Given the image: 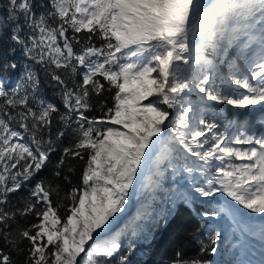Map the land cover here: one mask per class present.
I'll use <instances>...</instances> for the list:
<instances>
[{"label":"snow or ice","instance_id":"snow-or-ice-1","mask_svg":"<svg viewBox=\"0 0 264 264\" xmlns=\"http://www.w3.org/2000/svg\"><path fill=\"white\" fill-rule=\"evenodd\" d=\"M17 51L32 64H19ZM39 70L63 112L38 95ZM209 102L264 108V0H3L0 264H129L118 236L97 242L94 233L124 208L146 160V187L158 186L183 153L198 161L184 171L204 177L193 185L199 197L220 193L264 217V118L250 133L237 122L229 136L205 120ZM97 109L99 118L87 115ZM80 161V184L65 189ZM221 213L235 220L230 205L204 216ZM171 214L161 216L164 232ZM186 242L173 235L167 264H202Z\"/></svg>","mask_w":264,"mask_h":264},{"label":"trees","instance_id":"trees-1","mask_svg":"<svg viewBox=\"0 0 264 264\" xmlns=\"http://www.w3.org/2000/svg\"><path fill=\"white\" fill-rule=\"evenodd\" d=\"M0 7H3V0H0ZM96 43L99 44V41ZM16 58L17 62L22 66L24 64H32L19 51L16 53ZM35 67L39 69L38 65ZM20 71H23V67H21ZM18 76L19 73L5 81V85L9 88L14 86ZM39 79L42 83L38 95L48 102L56 104L63 112L61 100L56 94V90L48 83L42 70H39ZM110 103L111 101L109 100ZM87 115L99 118L101 114L97 109ZM204 118L208 123L217 125V132H225L227 135L229 124L223 115L210 111L205 113ZM11 127L17 131H22L15 123ZM53 131H55V124L53 125ZM69 142L68 138L64 139L63 143L58 146L57 153L52 154L53 160L57 158L59 150L68 146ZM208 146L206 145L205 147ZM173 163L179 171L168 170L165 173L164 177L160 179L158 186H156L155 192L149 193L148 198L144 201V211L136 213L129 222L121 227L116 235L118 236L122 253L129 255V264H167V260L172 253L171 240L173 235L178 232L191 240L190 243L186 242L185 244V250L189 258H197L201 260L202 264H230V261L234 259L229 245V240L232 236L231 229L224 223L217 222L218 217L215 219L205 218V212L211 213L218 210L219 206L213 199L214 197L202 198L193 191L194 184L202 186L205 183L204 177L200 176L198 171L193 172L191 175L184 171L185 167L193 165V162L184 156L175 159ZM83 166V161L77 163L76 172L71 176L70 185L67 182H62V186L65 189L69 186L80 184L79 176ZM51 167L52 165H49L48 168L44 169L41 176H50ZM214 174L215 169H212L209 175ZM24 194L26 195V190ZM217 195L221 198L224 197L220 193ZM53 200H56L55 196H53ZM169 210H171L172 214L168 219L169 221L175 220V223L172 224L167 232H164L162 231L164 225L161 216L168 213ZM63 211L61 209V214H63ZM30 220L31 218H29ZM21 223L23 224L24 222L22 221ZM216 232L220 234L219 239L215 245H212L209 237ZM204 246L207 247V250L201 252L200 248ZM213 246L216 248L215 253L211 251ZM219 252H222L223 255L219 254ZM95 259L93 258V260ZM89 264H92V262L90 261Z\"/></svg>","mask_w":264,"mask_h":264},{"label":"rangeland","instance_id":"rangeland-1","mask_svg":"<svg viewBox=\"0 0 264 264\" xmlns=\"http://www.w3.org/2000/svg\"><path fill=\"white\" fill-rule=\"evenodd\" d=\"M224 72H227V71L224 70ZM245 74L249 75L247 71H245ZM239 91H243V90L241 89ZM189 98L193 101V103H195L197 100V95L193 93L191 94ZM143 103H147V101H144ZM209 103L211 104L212 111H215L216 113L220 115L222 114L224 117H226L225 119L227 120V122L229 124L230 123L232 124V131L229 132L228 134L229 136H231L232 134L236 132L235 124L237 122L244 124L245 127L243 130L250 133L251 132L250 130L251 122L247 118V116L250 115L249 113L253 114L257 112L258 114L259 111H262V110L264 111V108H261V106L259 105L251 106L248 109H236L228 105L212 104L211 102ZM233 146L237 148L248 147V146H243V145H233ZM182 156H184L187 159H190L193 163L194 162L198 163L195 157H191L187 153H183ZM233 162L240 163L239 161H235V160ZM146 173L147 174L145 177L144 185L140 187L139 191L134 194L132 193V190L129 189V195H128L124 208L119 213H116L115 216L110 219V222L104 231L98 230L99 235L94 233V237L97 242L103 239H109L112 236H116L119 233L123 225L129 222V220L138 211L140 210L142 211V209L144 208L142 205L144 201L148 198L149 193H153L156 190L155 185L146 187V185L149 184L148 177L150 175V166L148 167V171ZM213 199L216 201L219 208L222 206H226V205H230L231 208L234 207L232 208V210H233V215L235 216V220L227 218L224 216L223 213H221L216 221L220 223L222 222L224 223V225L230 226L233 229L232 231L233 233H235L236 236H237V232H236L237 230L245 234V238L247 241L246 251L248 253V256H247V259H243L242 256H240V258H236L235 264H260V262L264 260V248L260 246L255 247L253 243L249 242V239L251 240L252 237H256L260 239L261 242H263L261 236L258 235V232L256 231L258 230V227L254 226L252 222L254 221V219H256V217H261V216L252 214L245 209H241L238 205L235 204V202L230 201L225 196L224 198H221L219 195H217ZM239 227L241 229H239ZM259 234H260V231H259ZM238 235H239V232H238ZM89 243L91 244L92 241H90ZM241 247H242V242L239 241L238 246H236V249L234 250L237 251V248H238V251L240 253ZM219 254L223 255L222 252H219ZM252 255L255 257H252Z\"/></svg>","mask_w":264,"mask_h":264},{"label":"bare ground","instance_id":"bare-ground-1","mask_svg":"<svg viewBox=\"0 0 264 264\" xmlns=\"http://www.w3.org/2000/svg\"><path fill=\"white\" fill-rule=\"evenodd\" d=\"M209 0L207 1H202V3H208ZM187 55V54H185ZM213 57L211 55H209V59H212ZM177 63H181L182 62H177ZM184 66V65H182ZM186 67V66H185ZM155 75V73H154ZM149 99H153L152 97H150ZM247 118L250 120L251 122V125H250V129H253L254 128V125L256 124V122H258L259 120H261L262 118H264V111H259L258 114L257 112L256 113H253V114H250L247 116ZM162 135H169V133H162ZM147 169H148V163L145 161L144 165H142L141 167V170L139 171V174H141V178L139 180H136L134 182V186L131 188L132 190V193H137L140 189V187L142 185H144V182H145V177H146V172H147ZM139 174H138V177H139ZM137 177V178H138ZM109 235V234H108Z\"/></svg>","mask_w":264,"mask_h":264},{"label":"water","instance_id":"water-1","mask_svg":"<svg viewBox=\"0 0 264 264\" xmlns=\"http://www.w3.org/2000/svg\"><path fill=\"white\" fill-rule=\"evenodd\" d=\"M204 1V0H201V2ZM147 162V160H146ZM148 163V162H147ZM141 178V174H139V177L137 178V180H139Z\"/></svg>","mask_w":264,"mask_h":264}]
</instances>
